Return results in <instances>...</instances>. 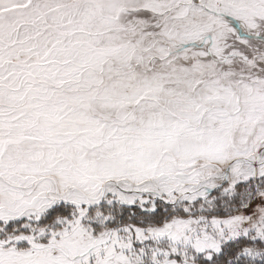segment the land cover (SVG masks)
I'll list each match as a JSON object with an SVG mask.
<instances>
[{
	"label": "snow or ice",
	"instance_id": "snow-or-ice-1",
	"mask_svg": "<svg viewBox=\"0 0 264 264\" xmlns=\"http://www.w3.org/2000/svg\"><path fill=\"white\" fill-rule=\"evenodd\" d=\"M0 264H264V0H0Z\"/></svg>",
	"mask_w": 264,
	"mask_h": 264
}]
</instances>
